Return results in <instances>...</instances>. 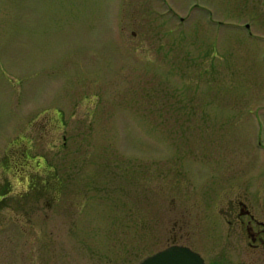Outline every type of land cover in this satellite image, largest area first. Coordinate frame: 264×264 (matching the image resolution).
Masks as SVG:
<instances>
[{"label": "rangeland", "instance_id": "374dc122", "mask_svg": "<svg viewBox=\"0 0 264 264\" xmlns=\"http://www.w3.org/2000/svg\"><path fill=\"white\" fill-rule=\"evenodd\" d=\"M256 114L264 0H0V264L164 249L170 212L259 174Z\"/></svg>", "mask_w": 264, "mask_h": 264}, {"label": "flooded vegetation", "instance_id": "af4514ba", "mask_svg": "<svg viewBox=\"0 0 264 264\" xmlns=\"http://www.w3.org/2000/svg\"><path fill=\"white\" fill-rule=\"evenodd\" d=\"M207 17L208 24L214 25V13L208 11ZM180 20L184 22L183 18ZM218 25L221 27L222 24L218 22ZM247 30L249 31L247 37L253 39L251 29L248 27ZM256 117L258 129L255 134V147L263 151L258 152L259 166L254 167L256 170L260 167L259 174L255 173L253 178L234 179L228 186L226 203L223 207L212 208L205 212L192 204L190 205L192 208H184L181 212H170L172 217L170 222L172 221L173 224L172 235L168 239L167 246L152 255L170 247H184L199 254L205 264H210L211 262L199 250L192 247L201 243L200 237L197 238L196 234L205 228L212 232L211 240L216 251L214 257L216 264H264V168L260 166L264 165L262 135L264 118L262 114H256ZM24 157L27 160V156ZM152 181L153 177L151 184ZM54 182L51 178L52 188ZM193 232L197 233L192 236Z\"/></svg>", "mask_w": 264, "mask_h": 264}, {"label": "water", "instance_id": "95a60500", "mask_svg": "<svg viewBox=\"0 0 264 264\" xmlns=\"http://www.w3.org/2000/svg\"><path fill=\"white\" fill-rule=\"evenodd\" d=\"M138 264H205L203 258L184 247H170L155 255L149 256Z\"/></svg>", "mask_w": 264, "mask_h": 264}]
</instances>
